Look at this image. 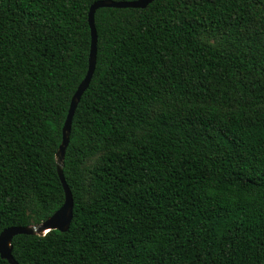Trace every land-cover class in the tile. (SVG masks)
Instances as JSON below:
<instances>
[{"label":"trees","instance_id":"trees-1","mask_svg":"<svg viewBox=\"0 0 264 264\" xmlns=\"http://www.w3.org/2000/svg\"><path fill=\"white\" fill-rule=\"evenodd\" d=\"M96 1L0 0V234L65 202ZM95 26L71 226L15 236L16 261L264 264V0L100 8Z\"/></svg>","mask_w":264,"mask_h":264},{"label":"water","instance_id":"water-1","mask_svg":"<svg viewBox=\"0 0 264 264\" xmlns=\"http://www.w3.org/2000/svg\"><path fill=\"white\" fill-rule=\"evenodd\" d=\"M156 0H134V1H114V0H99L91 5L88 21L91 29V49L89 55V67L88 72L82 83L79 85L77 91L72 97L67 119L63 127V139L62 143L56 154L57 172L60 180L63 184L65 191V202L63 206L56 211L52 216L43 221L40 224L24 227V226H12L6 228L0 234V254L3 259L7 260L10 264H19L13 256V239L15 236L26 235H45L52 230H59L61 232H67L71 226L74 217V200L72 192L66 182L64 176V159L66 150L70 140L71 128L73 118L81 101L83 94L89 88L91 80L93 78L96 63H97V45L98 34L95 26V14L100 8H146L149 4Z\"/></svg>","mask_w":264,"mask_h":264}]
</instances>
